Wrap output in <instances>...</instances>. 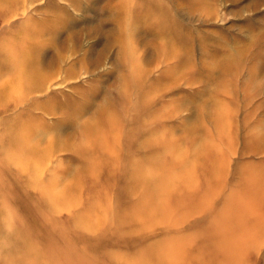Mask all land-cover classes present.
<instances>
[{
    "label": "rangeland",
    "instance_id": "1",
    "mask_svg": "<svg viewBox=\"0 0 264 264\" xmlns=\"http://www.w3.org/2000/svg\"><path fill=\"white\" fill-rule=\"evenodd\" d=\"M257 119L264 0H0V264H121L195 124Z\"/></svg>",
    "mask_w": 264,
    "mask_h": 264
},
{
    "label": "crops",
    "instance_id": "2",
    "mask_svg": "<svg viewBox=\"0 0 264 264\" xmlns=\"http://www.w3.org/2000/svg\"><path fill=\"white\" fill-rule=\"evenodd\" d=\"M220 122L195 124L193 156L178 163L175 209L130 219L115 262L264 264V119Z\"/></svg>",
    "mask_w": 264,
    "mask_h": 264
}]
</instances>
